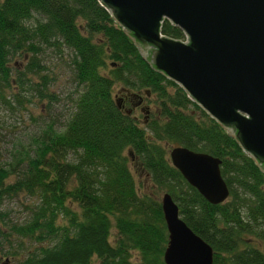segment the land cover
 Masks as SVG:
<instances>
[{"label": "trees", "instance_id": "trees-1", "mask_svg": "<svg viewBox=\"0 0 264 264\" xmlns=\"http://www.w3.org/2000/svg\"><path fill=\"white\" fill-rule=\"evenodd\" d=\"M160 32L183 39L165 19ZM46 49L68 70L71 110L61 130L47 123L18 153L22 169L13 182L5 179L14 169L0 166V205L19 192L35 201L19 224L7 225L0 212V251L17 241L18 264H164L158 198L167 192L180 218L211 247V264H264V171L150 67L98 0H0V88L12 81L23 89L36 75L38 96L54 100L39 57ZM12 58L24 69L10 65ZM115 85L153 96L145 124L117 107ZM0 99L8 104L1 89ZM170 146L219 158L226 200L209 204L189 186L170 164ZM130 162L146 185L136 184Z\"/></svg>", "mask_w": 264, "mask_h": 264}, {"label": "water", "instance_id": "water-1", "mask_svg": "<svg viewBox=\"0 0 264 264\" xmlns=\"http://www.w3.org/2000/svg\"><path fill=\"white\" fill-rule=\"evenodd\" d=\"M154 70L223 127L264 171V0H98ZM184 40L163 35V20ZM170 164L209 204L226 200L220 159L170 146ZM167 241L164 264H211L212 249L159 197ZM6 259L2 264H6Z\"/></svg>", "mask_w": 264, "mask_h": 264}, {"label": "rangeland", "instance_id": "rangeland-1", "mask_svg": "<svg viewBox=\"0 0 264 264\" xmlns=\"http://www.w3.org/2000/svg\"><path fill=\"white\" fill-rule=\"evenodd\" d=\"M39 57L47 67L48 84L46 86L47 92L53 94L56 98L50 102L47 99H42L34 90L38 81L36 75H30L29 86L20 89L11 81L9 87H2L3 95L8 104L0 99V166L7 169H14L5 179V183H11L17 176V171L22 169L18 155L29 148L30 140L37 135L40 130L47 124L51 123L56 130H61L68 112L71 110V102L69 95L74 93V85L71 82L68 70L51 50L46 49ZM18 58H12L10 65L18 64L17 70H22L23 64L18 63ZM1 84V82H0ZM121 89L118 85L113 87L112 93L115 101L119 96ZM141 95H143L141 93ZM144 96V103L147 106L149 115L155 110V103L153 96L147 94ZM125 105L127 101L123 99ZM121 103V101H117ZM141 123L142 113L137 111L133 113ZM129 168L133 174L137 185H146V177L139 170L135 163L130 162ZM161 195V194H160ZM159 195V197H160ZM159 199V198H158ZM34 198L19 192L10 197H5L0 205V212L5 214L7 225L19 224L27 219V206L31 205ZM17 241H13L7 249L3 248L0 251V264L3 259L8 258L7 264H18L21 260V254L18 252L19 245ZM24 247H29L28 242L22 243ZM7 250L14 254L3 255V251Z\"/></svg>", "mask_w": 264, "mask_h": 264}, {"label": "flooded vegetation", "instance_id": "flooded-vegetation-1", "mask_svg": "<svg viewBox=\"0 0 264 264\" xmlns=\"http://www.w3.org/2000/svg\"><path fill=\"white\" fill-rule=\"evenodd\" d=\"M118 93L119 94H114V96H119L120 98L117 99L120 100L125 99L127 103L126 105L125 103L122 104L117 103V107H121L127 115H130L131 117H133L134 120H137L138 122H139L138 117L133 113L136 112V110L141 112L142 113L141 124H145L150 111L148 110L147 106L144 103V96L141 95L140 93L126 92L123 89H121Z\"/></svg>", "mask_w": 264, "mask_h": 264}, {"label": "built area", "instance_id": "built-area-1", "mask_svg": "<svg viewBox=\"0 0 264 264\" xmlns=\"http://www.w3.org/2000/svg\"><path fill=\"white\" fill-rule=\"evenodd\" d=\"M182 40H184V37H183V39Z\"/></svg>", "mask_w": 264, "mask_h": 264}]
</instances>
